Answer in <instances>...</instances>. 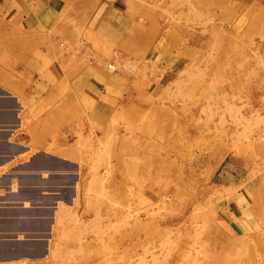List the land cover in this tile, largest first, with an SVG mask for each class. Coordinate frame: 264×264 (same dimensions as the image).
<instances>
[{"label":"rangeland","instance_id":"374dc122","mask_svg":"<svg viewBox=\"0 0 264 264\" xmlns=\"http://www.w3.org/2000/svg\"><path fill=\"white\" fill-rule=\"evenodd\" d=\"M57 1L117 81L69 177L10 180L0 264H264V0Z\"/></svg>","mask_w":264,"mask_h":264},{"label":"crops","instance_id":"0c3cea01","mask_svg":"<svg viewBox=\"0 0 264 264\" xmlns=\"http://www.w3.org/2000/svg\"><path fill=\"white\" fill-rule=\"evenodd\" d=\"M60 13L57 0H0V237H5L10 215L25 214V208L4 202L10 180L38 179L32 184L42 194L45 175L69 177L78 162L75 148L88 142L74 132H82L81 121L97 114L98 91L117 81L85 40L88 29L79 38L58 22ZM99 30H93L96 36ZM63 40L79 42L80 49L67 52Z\"/></svg>","mask_w":264,"mask_h":264},{"label":"built area","instance_id":"2783aa9c","mask_svg":"<svg viewBox=\"0 0 264 264\" xmlns=\"http://www.w3.org/2000/svg\"><path fill=\"white\" fill-rule=\"evenodd\" d=\"M61 45L64 46V47L66 48V50H68V51H71V49H72V46L69 45L68 43H64V42H62ZM108 67H109L112 71H114V70L116 69L115 65H113V64H109Z\"/></svg>","mask_w":264,"mask_h":264}]
</instances>
